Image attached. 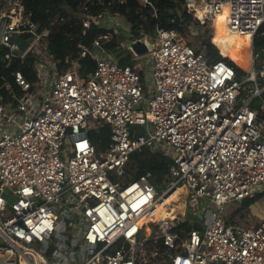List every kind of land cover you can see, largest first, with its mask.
I'll use <instances>...</instances> for the list:
<instances>
[{
	"label": "built area",
	"instance_id": "2783aa9c",
	"mask_svg": "<svg viewBox=\"0 0 264 264\" xmlns=\"http://www.w3.org/2000/svg\"><path fill=\"white\" fill-rule=\"evenodd\" d=\"M187 8L211 26L225 9L227 31L250 36L244 75L218 50L212 60L176 30L156 28L144 71L100 56L108 36L96 34L80 51L95 67L80 77L76 65L57 68L49 30L23 0H0V54L18 89L3 80L0 264H264V220L242 226L220 213L264 194V59L256 65L253 52L254 37L264 36V0H193ZM82 10L83 29L104 13ZM15 36L28 42L23 52ZM28 54L34 84L12 65ZM103 125L110 141L97 153L88 133ZM143 148L170 159L160 189L149 172L124 177ZM177 199L181 216L172 210Z\"/></svg>",
	"mask_w": 264,
	"mask_h": 264
},
{
	"label": "trees",
	"instance_id": "16d2710c",
	"mask_svg": "<svg viewBox=\"0 0 264 264\" xmlns=\"http://www.w3.org/2000/svg\"><path fill=\"white\" fill-rule=\"evenodd\" d=\"M188 0H149V4H143L141 0H23L26 10L32 14V20L40 29L49 30L48 45L53 59L57 63V68L64 71L76 65L75 70L80 77H86L95 67L96 61L92 56L80 57L83 47H91L97 38L96 34L106 36L110 30L91 23L88 28L83 29L82 18L84 15L83 7H86L89 14L99 17L100 14L109 10L111 13L123 16L131 26V30L151 34L156 28L174 29L180 35H184L187 27H202L199 21L187 11ZM200 27V28H201ZM244 37L231 38L226 32L221 31L214 38V43L209 42V37L203 38L201 48L204 54L212 60H216L217 50L223 56H231L238 39ZM103 39H108L104 38ZM110 41L102 44L105 49L113 50L118 46L117 35L109 36ZM102 41V40H101ZM248 44L249 41L247 40ZM223 44V47L220 46ZM196 52L200 49L193 48ZM2 52H6L2 49ZM253 52L258 59L264 58V36L257 34L253 39ZM219 54V56H220ZM0 54V97L6 99L8 91L2 86L3 80L16 88L11 72L5 68ZM222 57V56H220ZM133 58L128 56L119 59L121 65L133 66ZM35 58L33 55H26L21 61H12L15 70L20 71L24 78L34 84L36 79L33 71ZM235 69L237 75H244L242 70L227 60ZM140 71V70H139ZM141 73V72H140ZM110 129L108 125H103L95 131L88 133V140L95 147L97 153L104 152L108 148ZM171 162L166 156L152 152L148 148L134 152L127 164L124 177L134 179L137 175L149 172L152 176L151 182L160 189L168 181L169 166ZM258 196L242 200L239 209H245L253 204ZM189 220L182 221L178 225V232L182 236L190 227Z\"/></svg>",
	"mask_w": 264,
	"mask_h": 264
},
{
	"label": "rangeland",
	"instance_id": "374dc122",
	"mask_svg": "<svg viewBox=\"0 0 264 264\" xmlns=\"http://www.w3.org/2000/svg\"><path fill=\"white\" fill-rule=\"evenodd\" d=\"M186 7H187V4H186ZM190 13L194 17L193 13L192 12ZM115 15H118V14L105 11L99 18L95 20L98 26H101L102 28L110 30V34L107 35L108 39H103V38L100 39V41L102 40L100 42L101 53L104 52V54L106 55L110 53L112 57H116L117 59H120V57L124 58L128 56L129 54L133 58L132 60L134 61V64L132 67L137 71L139 70L144 71L145 67L148 66V63H147L148 55L135 58L129 51H126L123 47H121L119 41H118V46L113 48V50L105 49L103 47L102 44L109 42L110 41L109 36L113 34L117 35V40L120 37L132 39L130 27L128 28L127 26L128 28L127 31L121 29L125 21L123 19L118 18ZM112 16H115V17L112 18ZM114 21L118 22L119 28L118 26L115 27ZM215 23L216 25L212 23V26H211L208 22H205L202 27L200 26L201 28L193 27L192 25H190L189 27H187V31L184 35L179 34L180 35L179 38L181 41L187 43L192 48L200 49L201 52L204 53V49L200 47L201 46L200 44L203 38L209 37L208 39L209 42L212 44H215L213 41L215 36L221 31L226 32L225 30H222V27H223L222 17L218 16L215 20ZM140 33L142 35H146L149 39L151 38V40L155 39V33H156L155 30L152 31L151 34H145L143 32H140ZM249 49H250V43L248 44L246 38H242V39H238L237 44L234 47V51H233L234 53L231 56H223L222 54H220L219 49H218V53L220 54V56L230 61L232 60L235 64L238 65V66L236 65L237 67L240 66L246 69L249 67ZM255 60H256V65H258L260 62L259 59H255ZM125 180L126 178L121 179L122 182H124ZM199 202L198 203H199L200 208L210 209V210L216 209V207H214L213 205L208 206L203 201H199ZM171 205H172V210L176 215L181 216L183 211L185 212L187 211L184 208L185 206L184 203L180 199L173 201ZM239 208H240L239 203H228L225 206H223V208L221 209L220 211L221 216L223 217V219H225L228 222H235L242 226H254L258 224L260 221L264 220V194L259 195L257 200L253 204H251L249 207L245 209H239Z\"/></svg>",
	"mask_w": 264,
	"mask_h": 264
},
{
	"label": "water",
	"instance_id": "95a60500",
	"mask_svg": "<svg viewBox=\"0 0 264 264\" xmlns=\"http://www.w3.org/2000/svg\"><path fill=\"white\" fill-rule=\"evenodd\" d=\"M193 0H188L191 2ZM132 39L129 38H118V41L126 51H129L134 57H141L147 55L152 50V42L146 35H142L140 32L131 31ZM10 42L16 43L19 50L23 52L28 45L26 40L20 39L18 36L12 37ZM14 53L16 51L14 50ZM189 219L199 221V218L191 213H187Z\"/></svg>",
	"mask_w": 264,
	"mask_h": 264
},
{
	"label": "bare ground",
	"instance_id": "6f19581e",
	"mask_svg": "<svg viewBox=\"0 0 264 264\" xmlns=\"http://www.w3.org/2000/svg\"><path fill=\"white\" fill-rule=\"evenodd\" d=\"M226 12H227V11L224 9L220 14H218V15L214 18V20H213L212 23L216 25V23H215L216 18H217L218 16L222 17V25H223L222 30H225V31L227 32V34H229L232 38L237 37V36L244 37V38H246V39L249 41V43H250V36H248V35H242V34H240V33L230 34V33L227 31V29H226V25H225ZM220 46L223 47V44H220ZM179 190H180V189H179ZM179 190H177V191H179ZM177 191H176V192H177ZM174 196H175V194H172V196H169V198H167V199H165V200L163 201V204H166V203L170 202V200H171ZM170 197H171V198H170ZM158 209H160L159 216L165 217V216H166V212H165L164 208H158Z\"/></svg>",
	"mask_w": 264,
	"mask_h": 264
},
{
	"label": "crops",
	"instance_id": "0c3cea01",
	"mask_svg": "<svg viewBox=\"0 0 264 264\" xmlns=\"http://www.w3.org/2000/svg\"><path fill=\"white\" fill-rule=\"evenodd\" d=\"M115 16H117L118 18L123 19V20L125 21V23L123 24V26L121 27V29L127 31L128 28L130 27V30H131V26H129V24L126 22V20H125V18H124L123 16H121V15H119V14H118V15H115ZM115 16H112V18H114ZM113 20H115V19H113ZM114 22H115V27L118 26V28H119V24H118V22H117V21H114ZM112 26H113V25H112ZM127 26H128V28H127ZM131 31H132V30H131ZM100 56H102V57H106V58L110 57V55H106V54H104V52L101 53ZM110 58H111V57H110Z\"/></svg>",
	"mask_w": 264,
	"mask_h": 264
}]
</instances>
